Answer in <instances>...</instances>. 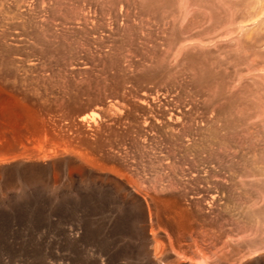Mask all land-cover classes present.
<instances>
[{"label":"rangeland","instance_id":"rangeland-1","mask_svg":"<svg viewBox=\"0 0 264 264\" xmlns=\"http://www.w3.org/2000/svg\"><path fill=\"white\" fill-rule=\"evenodd\" d=\"M57 144L0 264H264V0H0V150Z\"/></svg>","mask_w":264,"mask_h":264},{"label":"bare ground","instance_id":"bare-ground-1","mask_svg":"<svg viewBox=\"0 0 264 264\" xmlns=\"http://www.w3.org/2000/svg\"><path fill=\"white\" fill-rule=\"evenodd\" d=\"M4 110L6 111V109ZM179 115H180L179 112L178 113L172 112L171 114V116L174 117L177 121L179 119ZM86 118L84 117L79 121L83 123L84 121H86ZM59 150L60 149H59L58 144L57 146L56 145H53V146L48 145L45 147L43 146L42 148L36 151H32L28 153L26 150H24V148H21V147H14L10 150H0V166L4 164L9 165V166L10 165L25 166V165H30L33 163H38V162H41L42 160L49 159V158L51 159L52 157L58 155Z\"/></svg>","mask_w":264,"mask_h":264}]
</instances>
